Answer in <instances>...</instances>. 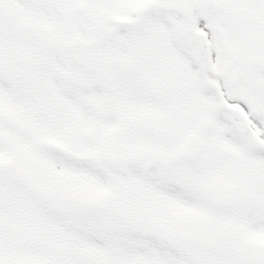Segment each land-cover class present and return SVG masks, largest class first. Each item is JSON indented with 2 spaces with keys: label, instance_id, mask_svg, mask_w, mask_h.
I'll return each mask as SVG.
<instances>
[{
  "label": "snow or ice",
  "instance_id": "1",
  "mask_svg": "<svg viewBox=\"0 0 264 264\" xmlns=\"http://www.w3.org/2000/svg\"><path fill=\"white\" fill-rule=\"evenodd\" d=\"M0 264H264V0H0Z\"/></svg>",
  "mask_w": 264,
  "mask_h": 264
}]
</instances>
